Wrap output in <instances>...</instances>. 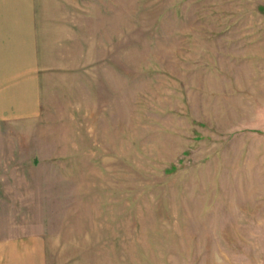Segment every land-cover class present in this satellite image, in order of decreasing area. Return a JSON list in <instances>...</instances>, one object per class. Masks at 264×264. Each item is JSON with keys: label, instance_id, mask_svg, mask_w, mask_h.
<instances>
[{"label": "rangeland", "instance_id": "rangeland-1", "mask_svg": "<svg viewBox=\"0 0 264 264\" xmlns=\"http://www.w3.org/2000/svg\"><path fill=\"white\" fill-rule=\"evenodd\" d=\"M36 117L0 122V264H264V0H39Z\"/></svg>", "mask_w": 264, "mask_h": 264}, {"label": "crops", "instance_id": "crops-1", "mask_svg": "<svg viewBox=\"0 0 264 264\" xmlns=\"http://www.w3.org/2000/svg\"><path fill=\"white\" fill-rule=\"evenodd\" d=\"M38 3L0 0V122L39 114V68L51 65L43 61Z\"/></svg>", "mask_w": 264, "mask_h": 264}]
</instances>
